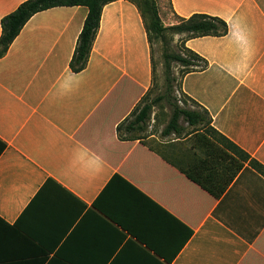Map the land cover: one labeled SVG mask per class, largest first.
Segmentation results:
<instances>
[{
	"label": "crops",
	"instance_id": "0c3cea01",
	"mask_svg": "<svg viewBox=\"0 0 264 264\" xmlns=\"http://www.w3.org/2000/svg\"><path fill=\"white\" fill-rule=\"evenodd\" d=\"M23 1L0 0V20ZM169 2L174 17L227 23L222 36L184 39L206 66L181 75L179 91L264 166V0ZM86 14L39 11L0 57V264H264V177L244 163L214 197L185 173L224 179L198 136L167 146L176 163L145 129L127 130L153 76L139 9L105 4L73 72Z\"/></svg>",
	"mask_w": 264,
	"mask_h": 264
},
{
	"label": "trees",
	"instance_id": "16d2710c",
	"mask_svg": "<svg viewBox=\"0 0 264 264\" xmlns=\"http://www.w3.org/2000/svg\"><path fill=\"white\" fill-rule=\"evenodd\" d=\"M111 1L114 0H24L13 11L4 15L0 20V57L5 54L13 39L33 14L56 6L81 5L87 8V14L78 34L74 52L69 62V67L73 72L82 70L86 65L92 42L97 33L101 10L105 4ZM130 1L134 2L139 9L149 47H151L153 41L156 40L162 42L163 45L166 44L167 34L172 35L184 33L185 36L180 39L181 49L178 52L170 53L166 51L165 47L162 49L161 56L163 59L166 84L165 91L150 100H144L147 97L148 91L142 98L144 104L138 112L134 114L133 119L126 124L125 128L127 130L136 127L140 130L145 129L146 123L150 119L152 107L157 102L165 100L170 105L171 113L167 123L161 130V134L164 136L170 134H175L177 136L180 135L183 131V127L180 124V119H182L188 126L194 128L189 134L199 137L200 144L202 145V148L205 149V153L215 159L219 165L222 166L224 171V179L215 183L212 187H209L207 184L210 182L208 177L201 178L200 175H196L197 173L191 174L185 171L189 178L207 189L214 197H219L239 172L244 163H248L264 177V166L250 158L245 151L240 149L223 135L219 134L210 125V118L204 109L199 110L180 106L170 97L172 92L171 83L175 80L171 74L170 64L172 62L178 63L181 67V75L196 69H202L206 66L205 59L194 51L184 47V39L205 35L222 36L227 33V23L217 16H211L204 13H194L187 18L178 17V22L175 24L163 26L159 19L155 0ZM181 95L183 97V102L189 101L195 104L194 101L185 94L181 93ZM205 124L208 125V129L211 132L220 137L221 143H218V141L214 140V137L200 129V126H204ZM197 126H199V128H196ZM179 169L181 170V168ZM188 237L189 235L186 237V240Z\"/></svg>",
	"mask_w": 264,
	"mask_h": 264
},
{
	"label": "rangeland",
	"instance_id": "374dc122",
	"mask_svg": "<svg viewBox=\"0 0 264 264\" xmlns=\"http://www.w3.org/2000/svg\"><path fill=\"white\" fill-rule=\"evenodd\" d=\"M142 1V0H139ZM158 15L160 22L163 26H168L171 24H175L178 22V17H174L171 15L170 11V2L169 0H155ZM177 34H167V42L166 44H162L159 40L153 41L151 44V60L153 63V76H152V84L149 88V92L147 97L144 100H150L158 94H161L165 91V75H164V66L163 59L161 56L162 49L165 47L166 51L173 53L178 52L181 49V37L177 38ZM171 74L175 79L172 84V92L170 97L174 102L179 104L180 106L186 107H196L193 103L187 101L183 102V97L181 92L179 91V79H180V71L181 67L176 62H172L171 64ZM171 108L170 105L165 101L157 102L153 107L150 114V119L148 120V124H146V128L144 131L140 132L139 135L142 136L145 142L155 147V149L160 151H166L167 155L171 156V158L177 162V155H174L172 151L167 150V146L174 145L177 151H181V136H186L190 132L193 131V127L188 126L182 119H180V124L183 127V131L180 135L170 134L168 136H164L161 134V130L164 125L167 123V120L170 116ZM196 128H199L197 126ZM203 132H207L209 135L214 137L215 141L221 143V139L217 134H214L208 129V125L200 126ZM151 135V136H150ZM174 148V149H175ZM180 162V161H179Z\"/></svg>",
	"mask_w": 264,
	"mask_h": 264
}]
</instances>
